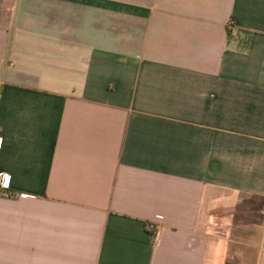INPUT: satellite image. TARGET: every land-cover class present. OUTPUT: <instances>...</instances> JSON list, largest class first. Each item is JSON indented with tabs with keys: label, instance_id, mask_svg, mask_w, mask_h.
<instances>
[{
	"label": "crops",
	"instance_id": "crops-1",
	"mask_svg": "<svg viewBox=\"0 0 264 264\" xmlns=\"http://www.w3.org/2000/svg\"><path fill=\"white\" fill-rule=\"evenodd\" d=\"M0 80V264L228 263L264 198V0H0Z\"/></svg>",
	"mask_w": 264,
	"mask_h": 264
},
{
	"label": "rangeland",
	"instance_id": "rangeland-1",
	"mask_svg": "<svg viewBox=\"0 0 264 264\" xmlns=\"http://www.w3.org/2000/svg\"><path fill=\"white\" fill-rule=\"evenodd\" d=\"M260 220L259 217L253 220L252 216L237 211L230 225L232 229L223 242L225 245L223 256L227 258L228 264H258V258L264 253L262 248L264 227L259 228L260 225L255 224H261Z\"/></svg>",
	"mask_w": 264,
	"mask_h": 264
},
{
	"label": "trees",
	"instance_id": "trees-1",
	"mask_svg": "<svg viewBox=\"0 0 264 264\" xmlns=\"http://www.w3.org/2000/svg\"><path fill=\"white\" fill-rule=\"evenodd\" d=\"M240 213L248 216H252L253 220L259 217L260 221H264V198L251 197L247 199L242 205H240ZM261 223V224H262ZM261 225L260 223H255ZM228 264V263H227Z\"/></svg>",
	"mask_w": 264,
	"mask_h": 264
},
{
	"label": "built area",
	"instance_id": "built-area-1",
	"mask_svg": "<svg viewBox=\"0 0 264 264\" xmlns=\"http://www.w3.org/2000/svg\"><path fill=\"white\" fill-rule=\"evenodd\" d=\"M3 87V82L0 80V94ZM1 129H0V147H1ZM9 193V175L0 172V195Z\"/></svg>",
	"mask_w": 264,
	"mask_h": 264
}]
</instances>
